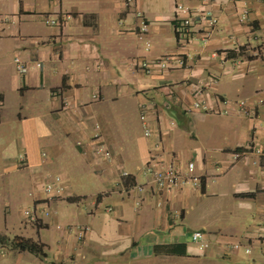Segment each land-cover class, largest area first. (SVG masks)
<instances>
[{"label": "crops", "instance_id": "1", "mask_svg": "<svg viewBox=\"0 0 264 264\" xmlns=\"http://www.w3.org/2000/svg\"><path fill=\"white\" fill-rule=\"evenodd\" d=\"M176 2L217 24L178 40ZM44 16L60 26L43 28ZM15 57L41 67L20 74ZM198 86L207 109L192 106ZM145 102L157 105L149 136ZM263 146L264 0H0V264H264ZM152 159L182 173L193 162L201 182L163 192ZM55 176L64 193L48 199ZM21 193L52 210L15 222Z\"/></svg>", "mask_w": 264, "mask_h": 264}, {"label": "built area", "instance_id": "2", "mask_svg": "<svg viewBox=\"0 0 264 264\" xmlns=\"http://www.w3.org/2000/svg\"><path fill=\"white\" fill-rule=\"evenodd\" d=\"M175 20L178 22L176 26V34L178 40L181 41H189L191 39L190 36V29L191 25L201 24L206 25L209 32L212 31L213 27L217 24V17L213 15L210 9L204 8V6H200L197 8H188L184 6L180 2L175 3ZM46 23L50 25L60 26L61 21L59 18L54 19L47 18L45 20ZM208 33V31H207ZM207 37H205L206 39ZM172 58L169 56H164L161 58L160 65L166 67L167 64L170 62ZM217 59V55L213 56V60ZM15 68L16 71L20 74H26L30 71H35L41 67V62L35 61L32 63L24 62L19 57L14 58ZM179 66L184 64L183 59H179L178 61ZM142 66H146L149 68L148 63H142ZM203 92L201 86L195 88L194 91V101L192 103L193 108L199 109L204 108L207 109L206 100L202 97ZM258 102H262L261 99ZM173 104V101L164 100L161 104V107L164 109H169ZM234 105L237 106L239 112L247 117L253 116V108L249 104V100H238L233 102ZM157 105L154 102H145L139 106L140 111V118L143 120V128H144V135L149 136L151 135V129L147 127L146 117L152 111L156 109ZM225 112L224 110H219V113ZM173 124V122H171ZM95 155L98 158H102L106 161H110L112 159V153L109 147L104 142H98L95 146ZM259 153L264 155V146L260 148ZM194 170V163L189 162L187 163V171L186 173H182L177 164L174 160L163 161L162 159H152L147 162L146 172L151 175L152 181L155 183L157 188L163 192H168L175 190L188 182H192L193 184H200L201 178L193 173ZM124 175H127L124 173ZM44 190L48 199H52L58 196H62L64 193V186L61 182V178L59 176H55L51 181H48L44 185ZM48 213L46 212V215ZM24 216L32 222L36 223L38 221V215L34 212H30L28 210L24 211ZM87 227L78 228L77 236L78 238L84 237L85 233L87 232ZM203 232L200 230L194 231L192 233L193 240H201ZM205 243H201V248L205 247ZM233 249H237L238 245L231 246ZM248 251V250H247Z\"/></svg>", "mask_w": 264, "mask_h": 264}, {"label": "rangeland", "instance_id": "3", "mask_svg": "<svg viewBox=\"0 0 264 264\" xmlns=\"http://www.w3.org/2000/svg\"><path fill=\"white\" fill-rule=\"evenodd\" d=\"M47 18H49V20H51L50 17L44 16L41 26L43 28H49V26L50 27H56V25H50V24L46 23L45 20ZM53 18L54 19H57V17H53ZM139 113H140V111H139ZM140 121L142 122L143 120L140 119ZM124 133H126V135H121L122 142L125 145L131 144L132 143L131 137L127 134V132H124ZM72 184L74 186H87V183L86 182H84V181L78 182V180H75V179L72 181ZM20 195H22V196L21 197H16V198H13L12 199L13 200L12 201L13 204H12V211H11V213L14 215L13 218H14L15 222H17V223L20 222V221H23L24 219H26L27 225L28 226H31V224H30L31 222L27 219V217L24 216V211L25 210H28L30 212H34L37 215H40L41 214V212H39L41 209H42V213L45 212V211L50 212L52 210V208H51L52 205L46 206V207L44 206L42 208H37V210H36L35 209V204L33 203V201H31V199H29L28 197H26V198L23 197L25 195L22 194V193ZM19 198H20V200H19Z\"/></svg>", "mask_w": 264, "mask_h": 264}, {"label": "trees", "instance_id": "4", "mask_svg": "<svg viewBox=\"0 0 264 264\" xmlns=\"http://www.w3.org/2000/svg\"><path fill=\"white\" fill-rule=\"evenodd\" d=\"M14 246L19 248L20 250L28 249L30 251H35L36 244L29 240H18Z\"/></svg>", "mask_w": 264, "mask_h": 264}]
</instances>
